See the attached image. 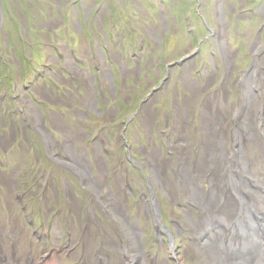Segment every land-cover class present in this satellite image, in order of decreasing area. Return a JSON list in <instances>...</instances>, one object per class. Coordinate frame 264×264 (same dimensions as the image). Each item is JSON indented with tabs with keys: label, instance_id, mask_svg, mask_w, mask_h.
<instances>
[{
	"label": "rangeland",
	"instance_id": "rangeland-1",
	"mask_svg": "<svg viewBox=\"0 0 264 264\" xmlns=\"http://www.w3.org/2000/svg\"><path fill=\"white\" fill-rule=\"evenodd\" d=\"M57 5H59V0H55ZM65 3H68V0H63ZM84 3L88 2L91 3L92 0H83ZM142 0H118L117 3H122L123 5V9L126 15L131 16V18L133 19L134 23L136 24L137 22L139 24H147L144 26L139 27L142 30H146V34L148 36L149 39V47H156L157 46V38L161 35V29L163 28L164 24L163 21L161 22V18L162 16L159 15L157 16L155 19L152 18L151 14L147 11H145L141 5L140 2ZM236 4H241V2H243V0H235ZM229 3H227L228 6ZM207 6V10H204L205 14L207 15V17L209 18V16H211V18L214 20L213 24L214 25H218V21L215 19L216 17V6L215 4H210L209 6ZM140 10V11H139ZM232 12V10L230 8H227V10L224 12L223 14V19L225 20V22L227 23V34L230 38L227 39V42L229 44V49H230V54H234L235 51V47H237L236 45V35H241L243 37H245L247 39V41L250 39L251 37V33L253 32V35L256 36L255 34V28H254V23L250 22L247 20V18L244 16V22L247 24H242V25H237L236 23V19L234 18L235 13L231 14V16L233 17L232 20L230 18V13ZM48 24H47V30H55L58 27V17L56 15L55 12H53L52 14H50L48 16ZM74 18L71 16V28L74 30ZM137 28H138V24H136ZM239 27V28H237ZM75 35H74V41L77 42L79 44V46L81 47V52L84 51L83 48V44H82V37L76 34V31L74 30ZM77 47V44H75ZM190 48V43L187 39V37L184 38L183 42L178 46L177 48V54L175 56H179L181 54L186 53ZM78 49V47H77ZM120 53L118 55V57H120ZM246 57V53L244 52H239L238 54H236L233 58H231L232 60L238 61L241 59H244ZM116 61L119 64H123L124 61H120L118 59H116ZM227 65H228V60L226 61ZM240 61H238L237 63H239ZM238 65V64H237ZM170 69L172 68V66L169 67ZM233 68H236L233 67ZM232 68V69H233ZM189 72V68L188 66H184L182 68L181 71V80L185 77H187ZM123 74H124V81H125V87L124 89L121 91L120 96L123 98H127L129 92L134 89L138 96H140L142 94L143 91H140L139 89L142 88H146L148 85H150L151 83L148 82V80L146 79H139L137 77L138 73L133 72V70H126V67L123 68ZM84 92L82 94L78 93L77 91L74 92L71 89H69V84L66 81H62L65 85H60V88L63 89H59L57 93H53L50 92V94H47V96H51V100L53 102V104L58 105V106H62V105H66L69 106L71 108L70 113L73 114V116L75 115V117H80L83 118L84 116L89 117V118H99L100 120H102L101 118H104V116H101L100 114H97L94 112V110L92 108H90L89 106H87L86 102L91 99V83L86 79V76H84ZM62 80V79H61ZM88 81V82H87ZM186 80L182 81V87L180 89L181 95H182V103H180V108L182 109V107H186V103L188 101L191 102H196L199 99V94L202 90V88L204 86H202L200 83H197L195 85H193L192 87L188 88L185 85ZM135 85L138 86V88H135ZM64 88H68L70 90H64ZM90 90V92H89ZM190 90H194L195 91V95L192 96L190 94ZM107 92L109 94V97L111 98L113 95V91L111 90L110 87L107 88ZM194 93V92H193ZM231 96L229 94V91L226 90L224 93V96L222 98L223 102L222 105H226L227 107L230 105L231 102ZM162 97L161 94L158 93L154 96V98L143 105V108L145 109V115L144 116H140L137 118L135 124L133 125V127L131 128L130 134H129V143H130V148L132 151H136V148L138 147V145L140 144V137L143 136L148 143H151V138L149 135V128L152 125L153 122V118H154V114L155 112H158L160 114H162V110H163V103H162ZM112 115H114V113H112ZM183 117L179 116V120H178V124L180 125L182 123ZM52 126H60V127H66L65 123L61 120V118L54 120L52 122ZM52 129V128H51ZM59 130H61L58 127ZM62 131V130H61ZM80 145L85 149V151H87L91 157V159L93 160L94 158V151L92 149V146H85V142H84V137H81L80 140ZM93 168H96V163L93 162ZM13 183V179L11 175H6V174H1V180H0V185L3 191V196L6 198L5 199V205L7 207H9L10 210H13L12 207V203L9 201V195L12 191V185ZM49 193H51V190H49ZM124 197V203L127 206V210L128 212H131L134 216V218L136 219V224L139 226H141V224H144L147 222V218L144 216V210L141 207H132L129 205V202L126 201L125 196ZM8 200V203H7ZM76 203L79 205V201H76ZM163 206L165 207V209L167 210V212L172 215V216H177L180 213V208L177 207H171V205H169L171 208H169L167 206V204L163 203Z\"/></svg>",
	"mask_w": 264,
	"mask_h": 264
},
{
	"label": "bare ground",
	"instance_id": "bare-ground-1",
	"mask_svg": "<svg viewBox=\"0 0 264 264\" xmlns=\"http://www.w3.org/2000/svg\"><path fill=\"white\" fill-rule=\"evenodd\" d=\"M221 24H222V21H221ZM246 82H248L247 77L244 78V83ZM243 92H244L243 103L246 102V105H244V107L240 111V113L244 112L243 117L240 120H241V123L245 126L248 134L251 136H254L251 134V128H252L253 122H251L249 118L247 117L246 109L255 100H254L253 94L248 90L247 84L243 86ZM230 111H233V107L230 109ZM202 115H203V111H202ZM210 116H211V113L209 111V115H208L209 123H208V120H206L205 122L206 136L203 135L204 144L202 147L204 149L202 150V154L206 161H213V160L215 161V164H213L215 168L210 176L211 180H210L209 187L207 188V190H205L202 187L201 183L200 185H198L199 182L197 181L196 176L190 175L186 169L180 166V164L175 167V169H177L176 173L182 181V191L181 192L182 193L185 192L186 196L188 195V196L197 198L199 200L198 203L200 204L201 209L204 211L205 216L210 215V212L208 210H211V208L213 207V197H214L213 184L215 182L216 171H218V168H220L221 166L220 160L224 159V156L226 153L225 152L226 140H225V137L222 136V132H221L222 115L219 114V118H218L219 130L211 125ZM204 118H205V114L203 117V121H205ZM252 131H253V128H252ZM209 133L212 136H214V138L217 139V141H223L224 143L223 149L217 156L214 154V151L210 152L207 148L205 149L206 141L210 137ZM257 142L260 143L259 141ZM244 145L245 147H241L242 149H241V152H239V154H240V157L246 161V158L250 157L249 155L250 141H248V143L245 142ZM259 160L260 158L250 157L251 166L248 168L244 167V169L247 173H250L253 176V178L255 179L256 182H258L259 185H261L264 188V177L258 176L257 166L259 164ZM148 161L153 169L154 175L156 177H159L160 175V178H161L160 184L163 185L162 178H164V175L160 174L159 165L156 164L155 161L150 157H148ZM75 164L80 167L79 168L80 171L86 176L88 185L98 188L99 183L94 178V176L90 172L87 171L88 164L82 161L80 162L76 161ZM251 167L254 168V172L251 171ZM200 188L204 190L203 195H202V191ZM168 190L172 195L175 193V191L170 188H168ZM254 190H256V188ZM257 195H258L257 206L260 209L264 210V193L257 192ZM211 197H212V200H211ZM109 201H110V205L115 215L121 218L123 214H122L121 209L118 206L117 199H110ZM225 206L231 211L232 215H234V209H232L230 204L225 203ZM236 221L238 224H240L245 229V232L247 235V239L245 238L242 239L240 248L230 251L226 248L225 245L221 243L215 245L214 242L212 241H204L198 247V250H197V252L200 253V257L198 259V262L200 264H212L213 261L214 263L216 261L218 264H264V251L261 253V256L259 257L258 260H254V256L258 249V238L254 235V233H252V230H251V226L253 224L252 219L250 218V216L245 215L244 208L240 211V214L236 217ZM125 225H127L129 229L132 230V224L128 220H125ZM213 235L214 236L217 235V232L214 231ZM133 237H135L134 233L131 236V238Z\"/></svg>",
	"mask_w": 264,
	"mask_h": 264
}]
</instances>
